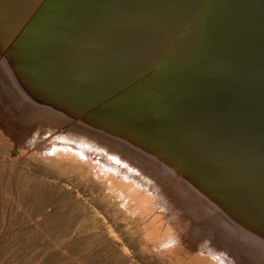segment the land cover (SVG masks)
Instances as JSON below:
<instances>
[{"label":"bare ground","instance_id":"bare-ground-1","mask_svg":"<svg viewBox=\"0 0 264 264\" xmlns=\"http://www.w3.org/2000/svg\"><path fill=\"white\" fill-rule=\"evenodd\" d=\"M0 132L116 262L264 264V0H0Z\"/></svg>","mask_w":264,"mask_h":264},{"label":"rangeland","instance_id":"rangeland-1","mask_svg":"<svg viewBox=\"0 0 264 264\" xmlns=\"http://www.w3.org/2000/svg\"><path fill=\"white\" fill-rule=\"evenodd\" d=\"M12 151L10 140L0 132V264H122L114 260L111 245L89 225V208L75 193L52 183L56 173L27 165L26 160L22 167L31 168L24 169L20 180L11 178L3 164L12 160ZM91 187L92 182L79 192ZM94 190L99 194L95 184ZM42 212L46 220L41 226L34 224L42 219ZM132 250L129 246L126 252L134 257V264H147Z\"/></svg>","mask_w":264,"mask_h":264}]
</instances>
